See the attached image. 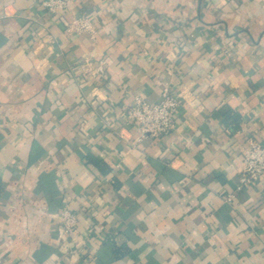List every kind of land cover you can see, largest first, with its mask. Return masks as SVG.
Wrapping results in <instances>:
<instances>
[{
    "label": "crops",
    "instance_id": "obj_1",
    "mask_svg": "<svg viewBox=\"0 0 264 264\" xmlns=\"http://www.w3.org/2000/svg\"><path fill=\"white\" fill-rule=\"evenodd\" d=\"M66 1L0 0V264H264V176L239 188L264 0ZM167 93L175 126L140 138L127 109Z\"/></svg>",
    "mask_w": 264,
    "mask_h": 264
},
{
    "label": "built area",
    "instance_id": "obj_2",
    "mask_svg": "<svg viewBox=\"0 0 264 264\" xmlns=\"http://www.w3.org/2000/svg\"><path fill=\"white\" fill-rule=\"evenodd\" d=\"M41 5L49 12L55 13L65 10L66 0H41ZM65 30L69 32H95L94 25L84 16L72 17L66 24ZM178 106V97L167 93L158 102H148L137 96L126 111V120H132L137 125L140 138L158 137L170 132L175 126L174 113ZM260 176H264V143L246 139L243 148L242 167L239 174V188L245 184H251ZM229 199L230 196L228 195ZM59 227L65 234L74 231L77 224V214L62 207L58 211Z\"/></svg>",
    "mask_w": 264,
    "mask_h": 264
},
{
    "label": "trees",
    "instance_id": "obj_3",
    "mask_svg": "<svg viewBox=\"0 0 264 264\" xmlns=\"http://www.w3.org/2000/svg\"><path fill=\"white\" fill-rule=\"evenodd\" d=\"M223 115L229 120V121H234L236 119V117H234L233 114H230L228 112H222ZM95 162V161H94Z\"/></svg>",
    "mask_w": 264,
    "mask_h": 264
}]
</instances>
